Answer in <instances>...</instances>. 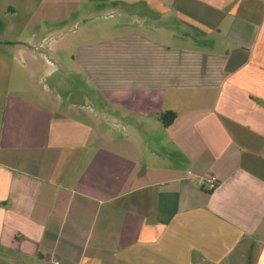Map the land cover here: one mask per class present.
<instances>
[{
    "label": "crops",
    "instance_id": "1",
    "mask_svg": "<svg viewBox=\"0 0 264 264\" xmlns=\"http://www.w3.org/2000/svg\"><path fill=\"white\" fill-rule=\"evenodd\" d=\"M64 1L131 29L81 44L93 89L0 84V264H264V0Z\"/></svg>",
    "mask_w": 264,
    "mask_h": 264
},
{
    "label": "rangeland",
    "instance_id": "2",
    "mask_svg": "<svg viewBox=\"0 0 264 264\" xmlns=\"http://www.w3.org/2000/svg\"><path fill=\"white\" fill-rule=\"evenodd\" d=\"M100 9L89 13L91 8L84 5L80 14H74V5L64 0H0V84L5 79L6 86L27 91L32 88L42 92L48 90L54 95H60L61 88L68 85L93 89L92 81L84 79L83 82L82 74L76 71L81 44L104 41L115 33L131 29V26H124L126 20L121 21L118 15L111 16L98 11ZM164 20V25H158L157 29H145L151 39L175 45L188 44L202 50L210 48L205 42L197 40L201 42L197 44L183 38L174 16ZM115 22L121 26H115ZM134 27L143 30L139 23H134L133 30ZM32 38L38 45L32 47V54L19 52V46L7 44ZM32 73H36L34 79L30 78ZM108 85V81H103V87Z\"/></svg>",
    "mask_w": 264,
    "mask_h": 264
},
{
    "label": "trees",
    "instance_id": "3",
    "mask_svg": "<svg viewBox=\"0 0 264 264\" xmlns=\"http://www.w3.org/2000/svg\"><path fill=\"white\" fill-rule=\"evenodd\" d=\"M176 116H177L176 113L170 111H166L159 114V118L161 119L164 127L166 128H168L173 124V122L176 119Z\"/></svg>",
    "mask_w": 264,
    "mask_h": 264
},
{
    "label": "built area",
    "instance_id": "4",
    "mask_svg": "<svg viewBox=\"0 0 264 264\" xmlns=\"http://www.w3.org/2000/svg\"><path fill=\"white\" fill-rule=\"evenodd\" d=\"M207 181V189L209 191H213L217 188L218 186V179L216 176H209L206 178ZM55 264H59L58 262H56Z\"/></svg>",
    "mask_w": 264,
    "mask_h": 264
}]
</instances>
